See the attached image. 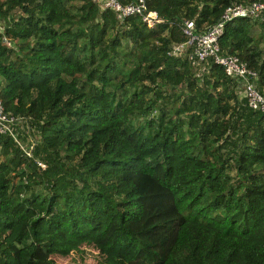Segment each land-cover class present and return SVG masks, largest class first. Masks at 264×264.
Returning a JSON list of instances; mask_svg holds the SVG:
<instances>
[{
	"label": "trees",
	"instance_id": "obj_1",
	"mask_svg": "<svg viewBox=\"0 0 264 264\" xmlns=\"http://www.w3.org/2000/svg\"><path fill=\"white\" fill-rule=\"evenodd\" d=\"M252 1L145 0L149 27L93 0H0V264H264V112L172 51L185 20L200 33ZM219 47L264 93V13L227 20Z\"/></svg>",
	"mask_w": 264,
	"mask_h": 264
},
{
	"label": "built area",
	"instance_id": "obj_2",
	"mask_svg": "<svg viewBox=\"0 0 264 264\" xmlns=\"http://www.w3.org/2000/svg\"><path fill=\"white\" fill-rule=\"evenodd\" d=\"M103 8H109L118 13L119 17L137 13L141 19L152 27L159 21V16L155 10H147L145 0H131L122 3L119 0H93ZM264 13V0H254L249 3L237 2L226 6L219 20L210 25L205 31L196 33L194 31V22L192 19L185 20L183 27L187 39L173 45L172 51L178 52L184 46H190V59L197 63L207 57H211L215 62L223 66L228 75L237 76L246 97L248 105L258 108L264 112V93L258 90L254 85L256 72L249 68L237 54L221 53L219 47V36L223 31L224 24L227 20L239 15H257ZM9 43L8 41H6ZM15 117L9 112L4 111L0 100V133H13V124L16 122ZM22 146V145H21ZM24 150H26L24 148ZM27 154L29 151H26ZM41 165L42 163L39 162Z\"/></svg>",
	"mask_w": 264,
	"mask_h": 264
},
{
	"label": "rangeland",
	"instance_id": "obj_3",
	"mask_svg": "<svg viewBox=\"0 0 264 264\" xmlns=\"http://www.w3.org/2000/svg\"><path fill=\"white\" fill-rule=\"evenodd\" d=\"M53 258L58 264H73L77 262L81 264H96L100 259V254L97 250L92 248L87 249L82 257L79 254L74 253L71 257L54 255Z\"/></svg>",
	"mask_w": 264,
	"mask_h": 264
}]
</instances>
